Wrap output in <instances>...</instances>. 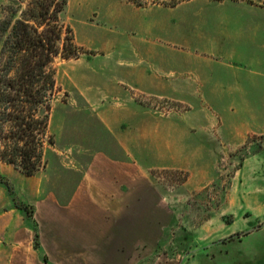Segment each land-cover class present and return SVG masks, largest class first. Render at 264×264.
<instances>
[{
  "label": "crops",
  "instance_id": "1",
  "mask_svg": "<svg viewBox=\"0 0 264 264\" xmlns=\"http://www.w3.org/2000/svg\"><path fill=\"white\" fill-rule=\"evenodd\" d=\"M95 24L104 35L94 55L67 60L99 63L67 96L93 127L57 151L44 192L0 193V264H134L135 200L153 171H183V189L197 191L216 179L217 135L237 137L234 148L264 135V0H122ZM253 99L263 106L247 108ZM198 254L191 264L209 258Z\"/></svg>",
  "mask_w": 264,
  "mask_h": 264
},
{
  "label": "rangeland",
  "instance_id": "2",
  "mask_svg": "<svg viewBox=\"0 0 264 264\" xmlns=\"http://www.w3.org/2000/svg\"><path fill=\"white\" fill-rule=\"evenodd\" d=\"M121 1L68 0L60 18L71 27L75 43L90 45L92 48L88 50L94 55V48L99 47L104 35L102 28L95 24L96 16L100 14L108 20V14ZM10 2L0 0V15L1 7ZM258 58L264 65L263 51ZM98 65V61L84 60L57 63V92L51 102L48 127L54 143L44 145L45 163L31 176H26L18 165L0 161V177L10 186L9 191L7 184L0 180V193L6 192L15 201L16 197L30 200L35 195V187L40 185L44 192L46 175L51 176L55 167L61 168L57 151L78 144L80 135L91 131L93 120L79 112L75 104H70L67 96L70 94L75 99L77 84L83 75ZM145 101L164 110L177 108L164 100ZM186 106L194 114L200 105ZM261 106L258 99H253L247 108ZM184 122V118L176 119L172 125L178 127ZM216 138L221 139L222 151L213 183L186 192L182 185L187 173L161 170L153 171L151 183L138 190L144 198L135 200L134 264H191L189 257L196 252L199 259L203 258L202 252H207L209 258L204 264H256L257 254L264 252V171H260L257 162L264 154L254 156L264 150V135L249 136L236 148L227 139L238 140L237 137L224 134ZM245 157L249 159L241 167ZM25 206L31 211L30 205Z\"/></svg>",
  "mask_w": 264,
  "mask_h": 264
},
{
  "label": "trees",
  "instance_id": "3",
  "mask_svg": "<svg viewBox=\"0 0 264 264\" xmlns=\"http://www.w3.org/2000/svg\"><path fill=\"white\" fill-rule=\"evenodd\" d=\"M67 1L11 0L1 7L0 161L18 165L26 176L44 165V145L54 143L48 127L57 63L93 54L75 43L61 21Z\"/></svg>",
  "mask_w": 264,
  "mask_h": 264
}]
</instances>
